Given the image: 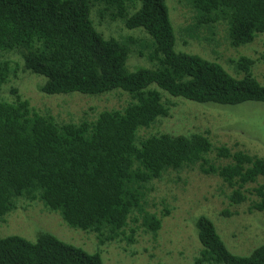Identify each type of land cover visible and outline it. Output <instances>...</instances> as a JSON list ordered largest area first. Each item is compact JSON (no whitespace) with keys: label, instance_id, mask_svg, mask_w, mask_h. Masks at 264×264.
Returning <instances> with one entry per match:
<instances>
[{"label":"trees","instance_id":"trees-1","mask_svg":"<svg viewBox=\"0 0 264 264\" xmlns=\"http://www.w3.org/2000/svg\"><path fill=\"white\" fill-rule=\"evenodd\" d=\"M181 2L201 25H222L228 47L264 34V0ZM169 12L166 0H0V221L22 203L40 201L69 228L93 233L96 249L131 243L141 228L155 235L169 212L148 211L153 182L183 172L217 176L228 206L264 212V156L216 145L208 130L156 129L170 114L171 97L264 103V85L252 73L264 50L255 59L231 58L241 74L235 76L216 60L178 49ZM102 24L119 29L106 35ZM25 72L44 78L38 88L45 95L116 94L125 103L93 119L59 121L15 86L2 95ZM195 226L196 264H264V243L238 255L210 219L198 216ZM99 249L49 232L34 240L11 234L0 237V264H104Z\"/></svg>","mask_w":264,"mask_h":264},{"label":"rangeland","instance_id":"rangeland-1","mask_svg":"<svg viewBox=\"0 0 264 264\" xmlns=\"http://www.w3.org/2000/svg\"><path fill=\"white\" fill-rule=\"evenodd\" d=\"M166 1L178 49L216 60L235 76L241 74L229 63L231 58L248 56L255 59L264 50V34L240 47H228L224 42L222 25L214 28L203 26L196 22L197 18L181 0ZM117 28L114 24L99 25V29L106 35L116 33ZM135 61L138 62L136 57L130 60L131 63ZM252 73L264 85L262 61L255 59ZM39 76L20 73L17 79L4 88L2 95H8L10 87L15 86L39 112L65 122L93 119L103 109L112 105L121 108L125 103V95L118 97L116 94L100 97L78 93L45 95L38 88L44 79ZM171 99L174 105L169 116L156 122L158 131L187 134L208 130L216 145L226 144L250 154L264 156V103L247 101L223 105L199 103L179 97ZM222 184L217 176L197 172L178 175L171 173L161 181H154V189L150 192L147 204L148 211L160 215L164 209H169L159 231L152 235L141 228L131 243L118 240L98 246L102 249L97 248L103 263L196 264L194 260L200 243L195 221L201 215L210 219L231 253L249 254L256 246L264 243V212H248L244 204L228 206L221 192L228 189ZM41 231L49 232L86 251H97L93 233L90 235L69 228L58 212L46 209L40 201L22 203L5 220L0 221V237L18 234L34 240Z\"/></svg>","mask_w":264,"mask_h":264}]
</instances>
